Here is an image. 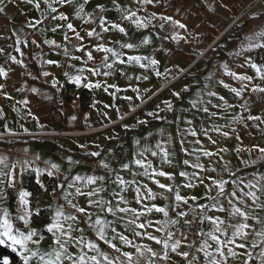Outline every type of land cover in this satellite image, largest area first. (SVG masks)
I'll return each mask as SVG.
<instances>
[{
    "label": "crops",
    "instance_id": "0c3cea01",
    "mask_svg": "<svg viewBox=\"0 0 264 264\" xmlns=\"http://www.w3.org/2000/svg\"><path fill=\"white\" fill-rule=\"evenodd\" d=\"M39 3L40 8H37L35 3H28V0H4L5 11L0 13V49H3L0 52V67L9 71L7 78L0 77V84L4 85L3 90H0V136H3L0 143H12L0 148V157L5 158V164H0V171L10 173L8 178L0 177L2 181L0 182V216L3 214L2 210L6 209L9 212L14 234L17 229L24 231L25 234L28 228L36 230L38 235L33 239L40 237L42 239L35 246L29 242V248L33 250L39 248L44 252L50 250V246H54L47 225L52 222L58 206L63 205L66 213H73L74 210L68 207L64 200V192L65 190L74 192V189H68L67 185L76 175L105 176L106 191L102 195L106 199H111V194L119 191L117 185L112 182L115 180V175L106 172L100 166L101 161L108 163L110 168L119 172L125 180H132L131 173L142 170L133 166L131 170L123 171L122 165L130 163L144 147L157 150L155 146L160 143L174 154L171 157L172 165L162 164L159 155L156 157H152L150 153L145 155L154 166L162 167L164 171L174 174V181L159 177L161 183L176 185L185 183V178L180 177L179 172L187 170L191 174L193 169H186L182 161L194 160V157L186 156L182 149L187 148L190 151L193 147H198L192 143L195 138L181 135V132L189 127H194L199 132L201 128L215 124L230 133L229 137L211 133L213 139L218 141L215 145L202 136L200 138L203 146L212 151L220 147L229 149L221 155L224 156V162H230L228 166L236 172V177L252 179L253 174H264V162L251 164V160L256 158V153L250 156L247 152L237 154L234 150L236 147L250 145L264 147V124L247 121L248 127L245 128L243 123H235L232 119L248 115L264 116V93L250 91L252 84L264 86V81H261L246 63L250 58L252 62L264 65V48L247 46L248 37H252L254 43H264V38L255 35L264 33V0H155L151 5L139 4L137 0H87V2L72 0L71 3L64 5L54 4L57 8L56 13L51 12L44 0H39ZM251 3H253L252 9L235 23L243 8ZM81 6L84 8L83 18L77 15ZM99 6H103V11ZM122 9L137 10L141 17L155 13L157 18L147 27L137 28L122 19ZM61 13L68 17L66 21L51 18L54 15L58 17ZM89 15L94 16V20L86 23ZM100 16L105 17L109 22L120 23L125 27L127 34L110 30L101 34L100 41L95 37H88V30L95 28L99 31ZM160 16H170L185 27L173 26L170 22L160 20ZM44 17L47 19L35 29L28 27L29 21ZM69 22L84 37L82 43L85 50H92L93 45L102 42L122 52L125 60L129 55L148 58L142 61L147 67L141 68L135 62L116 63L110 70L111 74L104 76L102 73L108 71L101 66L104 53L93 50L94 60L87 61L85 51H76L73 47L81 43L75 40L73 33L68 32L72 39L64 40V34L68 31L66 24ZM161 24L164 25L163 28ZM57 25L60 27L56 32H52L51 29ZM17 36L21 41L27 40V46L23 42L17 45ZM146 38L149 42L145 44L143 41ZM46 39L56 40L61 47L45 44ZM33 40L37 43L33 44ZM124 43H131L134 47L121 48L120 45ZM17 46L24 53L23 56L15 51ZM64 46L69 48V56L64 54ZM10 56L23 60V65L13 62ZM74 56L81 59H72L71 57ZM152 59L157 61L156 65H151ZM47 60L56 63L47 64ZM224 65L233 72L253 77L249 89L241 97L235 96L229 88L220 83L224 81L225 84L237 88L241 83L225 74ZM89 68H99L101 74L94 75L87 70ZM43 72H49L50 75L45 77ZM157 72L160 73L159 76ZM76 76L80 77L79 84L75 82ZM53 80L57 81L55 87L52 85ZM89 83L93 85L100 83L101 87H88ZM110 85L116 87H109ZM32 88L38 91L33 93ZM83 91L90 93L86 109L81 106L80 101ZM209 91L216 92L217 96L209 97L207 95ZM174 93L180 95L176 96ZM219 96H223L224 100H219ZM24 101L27 103L25 104ZM165 101L171 103V110L167 108ZM193 101H203V103L194 108ZM208 101H211V104ZM245 101L248 103L247 110L241 108ZM212 105H220V107L214 108ZM229 105L233 107L229 108ZM204 106L209 107L210 112H217L219 115L210 117L200 110ZM150 112L155 115L149 116ZM73 117L75 119H72ZM188 120L192 121V125L186 123ZM139 121H147V123H139ZM257 124L259 127H256ZM233 129L235 134L232 132ZM29 134L56 136L29 137ZM236 135L241 137L240 141L236 140ZM182 139L185 141L183 145H181ZM91 152H99L100 156L93 157L89 155ZM242 160L249 161V164L242 163ZM25 161L28 163L25 164ZM77 161L79 163H76ZM201 162L205 167L215 166L218 170L222 163L218 162V157L211 159L201 157ZM52 164L59 165V171L52 169ZM37 169L39 172L36 171ZM49 171L53 175L49 176ZM23 175L30 177L33 183L40 187V191L33 195L22 182ZM203 175H215V173H203ZM223 175L225 179L234 178L227 173ZM135 179L138 183L147 184L157 194L154 201H144V203H155L158 206L174 203L172 193H164V190L159 189L147 177L138 175ZM61 184L64 186L63 189L60 187ZM228 187L230 188L231 185ZM88 190L90 189H84V191ZM8 191L14 195L12 202L9 201ZM22 191L29 194L26 197L27 205H21ZM180 191L185 196L201 197L198 203H209L202 198L205 193L203 184L192 188L181 187ZM215 191L213 189L212 195H215ZM161 193L167 195L168 199H164ZM124 195L131 207H141L135 201V192L132 188H129ZM258 195L260 201L264 203V193ZM87 201V196H77L73 200L74 203L85 208L88 207ZM225 207H227L226 202ZM183 208L187 210V206ZM25 211L30 214L28 226L17 218L18 214ZM89 211L96 212L97 209L92 208ZM40 212H44L39 217V220L44 222L43 226L33 220V216H39ZM211 214L227 216V213ZM253 214L264 219V209L257 208ZM77 215L80 220L77 227L85 229L87 238L96 240L94 231L84 222L86 217L83 214ZM170 215L174 213L170 211ZM148 218L163 219L162 214L153 213L151 217H142L141 221ZM106 219L115 220L111 215L106 216ZM249 223L256 222L250 220ZM114 226L118 232L133 239L135 245H149L160 251V246L154 241L133 236L132 226L127 225L125 221L115 220ZM201 227L207 231L210 225L208 223L195 225L196 230ZM177 228L185 233L189 232L183 221L172 230L176 231ZM147 231L162 236L161 233H156L154 228H149ZM108 235L109 237L112 235L110 229ZM253 239L251 235L248 237L249 246ZM115 242L122 251L130 252L135 261L137 255L135 247L123 245L118 240ZM99 243L101 249L110 256H120L103 242ZM0 245L8 246L13 250L11 241L6 240ZM71 250L76 251V249ZM238 251L243 252L242 249ZM259 251L260 248L255 250L256 253ZM15 252L20 259L19 246H16ZM170 255L171 262H158V264H186L176 254ZM200 256L203 258L202 253ZM120 258L124 259L122 256ZM243 260V256L235 260L229 258V264H243ZM32 264H35V261Z\"/></svg>",
    "mask_w": 264,
    "mask_h": 264
},
{
    "label": "snow or ice",
    "instance_id": "6c2138e0",
    "mask_svg": "<svg viewBox=\"0 0 264 264\" xmlns=\"http://www.w3.org/2000/svg\"><path fill=\"white\" fill-rule=\"evenodd\" d=\"M72 0H44V3L51 10L52 13L57 12V8L54 4L64 5L71 3ZM87 2V0H85ZM155 0H137V3L143 5H151ZM28 3H35L37 8H40L39 0H28ZM101 11H103V6H99ZM5 11L4 0H0V13ZM84 13L83 6L79 7L77 15L82 17ZM53 20L59 19L61 21H66L68 19L63 13L58 17L52 16ZM156 14L152 13L150 16L141 17L138 15L137 10H123L122 9V19L130 22L137 28L147 27L153 19H156ZM44 17L40 20L29 21L28 27L35 29L38 25L44 23ZM160 20L165 22H170L173 26L179 28H184L185 25L180 23V21L173 19L170 16H160ZM94 20V16L89 15L88 20L91 22ZM163 28V24L160 25ZM60 25L52 28V32H56ZM67 32L64 34V40L69 41L72 39L68 35V32L73 33L75 40L80 41V44L73 45L76 51H85L87 61H93V50L104 53L101 60V66L108 71H104L102 74L104 76H109L114 67V64L120 63H132L135 62L139 64L141 68H146L147 65L142 63L143 60L148 58L141 56H127L125 60L123 58V53L115 50L112 47H108L106 44L100 42L92 46V50H85L83 47L84 37L76 30L72 23L66 24ZM110 30H117L120 33L127 34L125 27L120 23L109 22L105 17L100 16L99 18V31L92 28L87 31L88 37H95L98 41L102 40V33L109 32ZM261 38H264V33L255 34ZM248 47L249 48H264V43H254L252 37H248ZM24 43L27 46V40L21 41L19 36H17L16 44ZM146 38L143 43H148ZM33 44L37 42L32 41ZM45 44L55 46L57 48L61 47L57 44L56 40H44ZM38 46V45H37ZM121 48L132 49L134 47L131 43H124L120 45ZM241 50L243 51V45ZM3 49H0L2 52ZM17 53L21 56L24 53L21 51L20 47L15 48ZM64 54L66 56L70 55L69 48L64 46ZM13 62L23 65V60H18L16 56L9 57ZM72 59H81V57H71ZM47 64L56 63L53 60H47ZM151 65H156L157 61L152 59L150 61ZM246 63L255 71L256 75L261 81H264V65H258L252 62L250 58L246 60ZM84 69H81L83 71ZM94 75H99V68H89L87 69ZM225 74L233 77L235 80L240 81V87H231L225 84L224 81H220L224 87L229 88L232 93L237 97H241L243 93L249 89V85L253 80L252 76L245 74H238L228 69L227 65H224ZM158 76L159 72L156 73ZM9 71L4 67H0V77L7 78ZM45 77L49 76V72H43ZM67 75V73H65ZM147 79V77H144ZM75 82L80 83V77L76 76ZM53 87L57 85V81H52ZM88 87L100 88V83H95L94 85L89 83ZM109 87H116L115 85H110ZM4 85L0 84V90H3ZM31 91L36 93L38 89L32 88ZM107 91V88H105ZM187 91V89H185ZM250 91L253 93H264V86L259 84H252ZM6 95V93H5ZM174 95L179 96V93H174ZM209 97H216L217 93L209 91L207 93ZM130 99V97H125ZM219 100L223 101L224 97L219 96ZM26 104L27 101H24ZM169 110H171L172 105L170 102H164ZM203 101H193L192 106L196 108L198 104H202ZM211 104V101H208ZM107 107V106H106ZM214 108H219L220 105H212ZM233 107L232 105L228 106ZM247 101L241 105V108L247 110ZM204 113L208 114L210 117H216L219 115L217 112H210L209 107H202ZM149 116L155 115L154 113H148ZM157 118H159L157 116ZM72 119H75L73 117ZM235 123H243L244 127L247 128V121H258L259 124H264V116L259 115H248L246 117L241 116L239 119L236 117L232 118ZM139 123H147V121H139ZM187 124L192 125V121H186ZM259 124L256 127H259ZM127 127V125H125ZM227 127V126H226ZM216 133L218 135H223L224 137H229L230 133L228 131H223L218 125H211L207 128H201L198 132L194 127H189L181 132L182 136H191L195 138L192 143L198 145V147H193L190 151L187 148H183L186 156L194 157L193 159H184L182 164L185 168L193 169L190 174L187 170H182L179 172V176L185 178V183L182 185H176L174 183L165 184L161 183L159 177H164L169 181H174L175 176L171 172H166L163 168H158L154 166L152 161H150L146 153H150L152 157L160 156L162 164L172 165L173 153H170L167 148L163 147L158 143L155 147L157 150H152L148 147H144L140 150L130 163H125L122 165L121 170L128 171L135 166L141 169V172L133 171L131 174L133 176L132 180H125L119 172L110 168V165L104 161L100 162V166L106 171L115 175V180L112 181L117 185L119 191H114L111 195V199H106L102 193L106 191L104 184L106 183V177L103 175H87L81 176L76 175L72 178V181L68 183V189H74V192H64V200L68 207L72 208L73 213H66L64 211V206H58L55 210L54 216L52 217V222L47 225V231L52 234L53 245L50 246V250L41 252L39 248L33 250L28 247L29 242L34 246L40 243L42 237L38 239H33L38 234L35 229L28 228L27 234L24 231L16 230L14 234L13 223L9 218V212L5 209L2 210L3 214L0 216V244L5 243L6 240L11 241L13 250H16V246L20 249V259L23 264H158V262H171V253L176 254V256L181 257L186 264H229V258L235 260L238 257L243 256V264H264V219L253 214V211L257 208L264 209V203L260 201V196L258 193H264V174H253L252 179H246L245 177H236V172L229 168L230 162H224V156L221 153H226L229 151L227 148H217L216 151H212L203 146V141L201 136L206 138L211 144L215 145L218 143L217 140L213 139L211 133ZM235 134V129L232 130ZM237 141L241 140L239 135L235 136ZM185 141L181 140V145ZM139 144V141H137ZM83 147V146H82ZM237 154L241 152H247L250 156L256 153V158L251 160V164H256L258 161L264 162V147L260 145H250L246 147H236L234 149ZM89 155L93 157L100 156L99 152H91ZM201 157H207L211 159L212 157H218V162H222L219 170L217 167H205V164L201 162ZM71 162V158H69ZM242 163L248 165L249 161L242 160ZM25 164L28 162L25 161ZM76 163H79L78 161ZM0 164H5V158L0 157ZM15 167V165H12ZM52 169L59 171V165L52 164ZM39 172V169L36 170ZM203 173H215V175H203ZM224 173H227L233 179H225ZM51 176L53 173L48 172ZM141 175L147 177L154 183L159 189L164 190V193H172L174 203L172 205L165 204L164 206H158L155 203L147 204L144 201H154L157 198V194L153 192V189L148 187L147 184L138 183L135 179L136 176ZM10 173L0 171V177L8 178ZM207 181V183L205 182ZM2 182V181H0ZM198 184H203L205 187V193L202 197L203 199L209 201V203H198L201 197L197 196H185L181 194L180 188H192ZM231 185L229 188L228 186ZM63 189V184L60 185ZM135 192V201L140 208L131 207L129 201L125 198L124 193L129 189ZM84 189H90L84 191ZM213 189H215V195H212ZM161 193L164 199H168L167 195ZM29 194L27 192H20V202L21 205H27L28 201L26 197ZM77 196H87L88 207H81L73 200ZM69 197H72L71 199ZM192 202L191 204L189 202ZM250 201V203H249ZM225 202L227 207H225ZM183 206H187V210H184ZM95 208L96 212L89 211V209ZM247 209H252L249 211ZM174 213V215H170ZM153 213L162 214L163 219L153 220L151 218L141 221L142 217H151ZM211 213H227L226 217L220 215H215ZM83 214L86 219L85 223L88 228L92 229L95 233L96 240H92L86 237L85 229L77 227L80 223L79 215ZM28 212L18 214V219L24 221V225H29ZM111 215L115 220H123L127 225L132 226L133 236L144 237L149 241H154L156 245L160 246V251H156L149 245H135L133 239L129 236L118 232L115 225V220H108L106 216ZM236 220V223L232 221ZM250 220H254L256 223H249ZM183 221L184 226L189 228V232L185 233L180 229L175 228ZM208 223L210 225L209 229L205 231L202 227L199 230L195 229L196 224L203 225ZM149 228H154L156 233H161L162 236L154 235L153 233L147 231ZM111 231L112 235L109 237L108 231ZM144 230V231H140ZM79 235H75V233ZM253 236L251 246L247 243L248 237ZM258 238V239H256ZM119 241L123 245L135 247L136 258L133 260V255L128 251H122V249L117 245L115 241ZM103 242L110 249L119 253L120 256H110L109 253L103 251L100 247V243ZM186 248L188 250H181ZM257 248H260L258 253L255 252ZM71 249H76L72 251ZM242 249L243 252L238 250ZM200 253L203 254L201 258ZM123 257L122 260L120 257ZM0 264H10L8 258H4L0 261Z\"/></svg>",
    "mask_w": 264,
    "mask_h": 264
},
{
    "label": "trees",
    "instance_id": "16d2710c",
    "mask_svg": "<svg viewBox=\"0 0 264 264\" xmlns=\"http://www.w3.org/2000/svg\"><path fill=\"white\" fill-rule=\"evenodd\" d=\"M90 97V93L87 91H83L80 96L81 106L86 109L88 107V99ZM12 143H0V148L7 147ZM22 182L25 183V187L33 194L35 195L36 192L40 191V187L33 183V180L23 175L21 178ZM8 197L9 201L12 202L14 200V195L12 192L8 191ZM44 212H40L39 216H33V220L36 224L43 226L44 222L39 220V217L43 215ZM4 258H8L10 261V264H23V262L19 259L17 253L5 245H0V261H2Z\"/></svg>",
    "mask_w": 264,
    "mask_h": 264
},
{
    "label": "built area",
    "instance_id": "2783aa9c",
    "mask_svg": "<svg viewBox=\"0 0 264 264\" xmlns=\"http://www.w3.org/2000/svg\"><path fill=\"white\" fill-rule=\"evenodd\" d=\"M253 7V3L245 6L243 8V10L240 12L239 16L235 19V23L240 19L242 18L243 16H245ZM29 137H44V136H56L55 134H29L28 135ZM3 136H0V139H2Z\"/></svg>",
    "mask_w": 264,
    "mask_h": 264
}]
</instances>
